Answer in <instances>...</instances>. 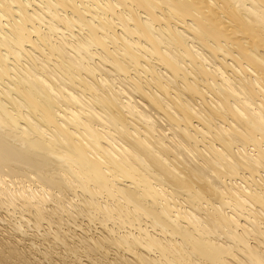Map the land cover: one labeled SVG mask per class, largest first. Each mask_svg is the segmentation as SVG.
<instances>
[{"label": "bare ground", "instance_id": "bare-ground-1", "mask_svg": "<svg viewBox=\"0 0 264 264\" xmlns=\"http://www.w3.org/2000/svg\"><path fill=\"white\" fill-rule=\"evenodd\" d=\"M2 207L0 264H264V0H0Z\"/></svg>", "mask_w": 264, "mask_h": 264}, {"label": "rangeland", "instance_id": "rangeland-1", "mask_svg": "<svg viewBox=\"0 0 264 264\" xmlns=\"http://www.w3.org/2000/svg\"><path fill=\"white\" fill-rule=\"evenodd\" d=\"M1 210H0V218H2V216H3V218L1 219L5 224L3 225V222H1L0 221V226H2L3 225V230H5V228L7 227V229L8 230H12L11 228V225H10V223L9 222H14V221H16V218H17V220H20V212H19V209H16L15 211H13L12 213L10 212V210H8L9 212H7V210L4 208V207H2V208H0ZM15 212V213H14ZM10 214V215H9ZM16 216V217H15ZM20 216V217H19ZM9 219V220H8ZM7 223L9 224V225H7ZM96 226H98L99 224H96V223H94ZM23 225V224H22ZM95 225H93V226H95ZM11 227V228H10ZM23 227V232H18L17 234H18V236H20V238L22 239L23 238V236H24V238H23V241H24V243H25V241H26V245H28V243H30V241L31 242H33V239H34V241H37L39 238H41V235L38 233L37 235H36V233L34 234V232L36 231V230H34L33 231V228L32 227H28V225L26 226V224H25V226L23 225L22 226ZM28 228V229H27ZM27 229V230H26ZM4 232H6V231H4ZM28 232V233H27ZM26 233V234H25ZM34 236V237H32V236ZM39 235V236H38ZM28 236V237H27ZM31 236V237H30ZM37 236V237H36ZM33 238V239H32ZM48 244V243H47ZM32 252H34V250L32 251Z\"/></svg>", "mask_w": 264, "mask_h": 264}]
</instances>
